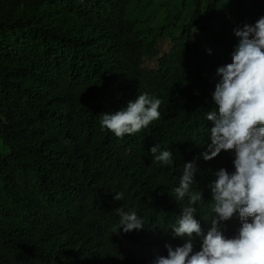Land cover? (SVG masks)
Wrapping results in <instances>:
<instances>
[{
  "label": "trees",
  "instance_id": "obj_1",
  "mask_svg": "<svg viewBox=\"0 0 264 264\" xmlns=\"http://www.w3.org/2000/svg\"><path fill=\"white\" fill-rule=\"evenodd\" d=\"M261 15L264 0H0V264H151L183 243L164 228L187 161L207 229L213 171L234 170L231 150L200 155L216 69L234 28ZM143 92L161 99L159 120L123 138L101 129ZM157 143L172 165L153 161ZM119 207L144 228L119 231Z\"/></svg>",
  "mask_w": 264,
  "mask_h": 264
},
{
  "label": "clouds",
  "instance_id": "obj_2",
  "mask_svg": "<svg viewBox=\"0 0 264 264\" xmlns=\"http://www.w3.org/2000/svg\"><path fill=\"white\" fill-rule=\"evenodd\" d=\"M233 31L237 43L231 63L216 69L215 110L206 113L211 126L200 155L210 161L231 150L234 170L221 167L213 171L208 188L214 215L205 229L196 216V205L203 203L204 194L192 187L199 168L195 160L184 163L178 186L169 189L181 212L175 223L164 228L183 243H167V255L156 256L151 264H264V15ZM161 104L157 96L140 93L117 110L102 112L100 127L118 138L139 133L160 119ZM150 152L154 162L173 164L171 149L162 150L157 143ZM114 199L122 201L124 193L115 192ZM117 214L119 231L144 228L136 211L119 207ZM232 219L239 223L229 233L226 222Z\"/></svg>",
  "mask_w": 264,
  "mask_h": 264
}]
</instances>
